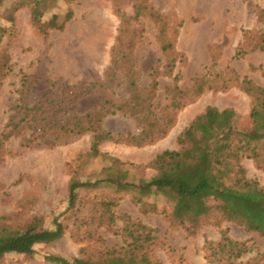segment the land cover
Wrapping results in <instances>:
<instances>
[{
	"label": "rangeland",
	"instance_id": "374dc122",
	"mask_svg": "<svg viewBox=\"0 0 264 264\" xmlns=\"http://www.w3.org/2000/svg\"><path fill=\"white\" fill-rule=\"evenodd\" d=\"M136 6L143 8L138 18ZM31 9L39 22L31 20ZM261 10L264 0H2L0 52L8 56L9 72L0 78V134H12L0 138V223L22 229L36 220L40 228H51L57 219L64 233L36 245L32 256L9 253L0 264H57L44 255L71 260L81 250L95 260L107 249L131 248H143L161 264H213L205 258V241L216 245L221 231L251 247L240 261L264 264V238L220 213L198 219L190 225L192 233L187 224L171 219L172 203L162 193L152 191L136 202V190L122 191L108 181L122 171L131 183L150 179L155 175L150 161L164 150H179L177 136L192 122L205 139L227 126L252 127L253 115L264 110V97L255 101L240 82L264 88V49L234 55L239 48L250 49L262 34ZM67 11L71 17L62 28L48 27L52 16ZM150 12L162 16V38ZM121 26L128 31L124 43L131 45L140 90L153 71L159 73L150 117L168 112L172 123L153 142L106 140L92 156L91 129L124 135L141 131L136 116L119 111L130 97L118 58L111 54ZM165 39L173 42L172 53H162ZM170 57L175 63L167 74L163 66ZM197 77H205L204 91L179 100L184 104L176 111L167 109V88L176 84L189 91ZM208 85L216 87L208 90ZM260 171H254L255 180L264 185ZM71 179L93 185L79 188L75 207L68 209ZM109 200L116 201L112 220L103 206ZM151 205L156 211L149 210Z\"/></svg>",
	"mask_w": 264,
	"mask_h": 264
},
{
	"label": "trees",
	"instance_id": "16d2710c",
	"mask_svg": "<svg viewBox=\"0 0 264 264\" xmlns=\"http://www.w3.org/2000/svg\"><path fill=\"white\" fill-rule=\"evenodd\" d=\"M2 0H0V3ZM120 13V11L118 10ZM143 13L141 6L135 7L134 18ZM158 29V38L165 35L164 23H161L162 16L150 12ZM71 17L67 11L63 17L54 15L48 22L50 29H60ZM121 24L126 22L123 13H120ZM258 18L264 24V10L259 11ZM60 20V24L57 21ZM31 20L38 21L37 13L31 9ZM39 22V21H38ZM127 29L120 28L116 43L111 49L113 57L118 58L127 87L130 91L128 105L119 111L130 113L140 120L141 131L137 135H126L121 133H109L94 129L90 143L89 154L99 155L98 146L106 140L127 141V143L142 145L153 142L166 134L172 123L167 118L169 113L152 118L149 114L157 85V75L151 73V81L140 90L136 71L132 64L131 45L124 43L127 36ZM248 33V32H247ZM5 34V29L0 26V40ZM251 35L248 33V39ZM250 49L239 48L235 57L255 48L264 49V30L251 43ZM174 44L167 39L161 40V51L164 54L172 53ZM0 78L9 72L8 56L5 51L0 52ZM175 58L170 57L163 66L164 73L172 74ZM178 79V74L173 76V82ZM207 84L205 77L194 79L189 91H183L174 84L167 88L170 93L168 108L172 112L179 109L184 102L179 100L188 97L189 94L198 96L204 91ZM242 90L258 101L264 97V88H261L250 81L243 79L240 82ZM215 85H208L211 90ZM141 91L146 94L141 95ZM191 101V98L190 100ZM120 107V106H118ZM212 110L208 108L206 111ZM83 130V129H82ZM81 130V131H82ZM12 130L2 132L0 138L7 139L11 136ZM205 135V134H204ZM197 133L195 122L190 123L177 136L179 150H164L157 154L148 164L155 175L148 180L141 179L138 184L128 182L127 171H122L108 179L115 184L119 190H136V202L157 191L162 193L171 203V219L182 226L187 224V230L196 226L198 219L207 216L212 211L220 213L228 221L242 225L246 231L255 232L264 238V185H260L255 179L246 177V169L243 167L242 159L253 161L256 169L264 171V110L253 115V123L250 129H241L236 126H227L217 135L205 139V136ZM91 182H82L71 179L67 190V208L72 209L76 205L77 190L82 187L92 186ZM116 204L115 200L104 202L106 211L109 213V220H112L111 208ZM149 210L156 211V206H149ZM3 217L0 218V220ZM51 228H40L38 221L34 220L22 229H14L0 223V260L9 253L17 255L32 256L35 253L34 247L39 244H46L55 241L64 233V225L57 219L53 220ZM142 229L146 227L141 226ZM195 229V228H194ZM148 237V233L146 234ZM148 239V238H147ZM207 243L205 258L213 264H249L239 259L251 250L246 242H238L230 239L226 231H221V238L212 245ZM80 257L71 260L58 255H44V259L57 264H161L148 258L143 248H131L121 250L107 249L104 257L91 260L86 257L85 250H81ZM253 264H259L255 260Z\"/></svg>",
	"mask_w": 264,
	"mask_h": 264
},
{
	"label": "crops",
	"instance_id": "0c3cea01",
	"mask_svg": "<svg viewBox=\"0 0 264 264\" xmlns=\"http://www.w3.org/2000/svg\"><path fill=\"white\" fill-rule=\"evenodd\" d=\"M241 163H242L243 167L246 169V177L248 179H255L256 176H255L254 171L258 172V170L256 169L253 161L250 159H244V161H242ZM260 173H263V171H260ZM263 176H264V174H263ZM257 178H259V177H257ZM258 181H260V179H258Z\"/></svg>",
	"mask_w": 264,
	"mask_h": 264
}]
</instances>
